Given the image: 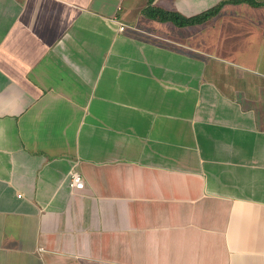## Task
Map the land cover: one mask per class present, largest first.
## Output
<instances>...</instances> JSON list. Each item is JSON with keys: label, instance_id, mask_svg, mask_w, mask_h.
Segmentation results:
<instances>
[{"label": "crops", "instance_id": "crops-1", "mask_svg": "<svg viewBox=\"0 0 264 264\" xmlns=\"http://www.w3.org/2000/svg\"><path fill=\"white\" fill-rule=\"evenodd\" d=\"M147 4L0 0V264H264V3Z\"/></svg>", "mask_w": 264, "mask_h": 264}, {"label": "trees", "instance_id": "trees-1", "mask_svg": "<svg viewBox=\"0 0 264 264\" xmlns=\"http://www.w3.org/2000/svg\"><path fill=\"white\" fill-rule=\"evenodd\" d=\"M153 0H148L147 6L143 9V14L151 19L160 21V22H171L172 24L183 27L188 25L194 24H201L208 20L210 17L215 15L223 4L225 3H239V2H247L251 5L257 6L264 2H258L256 0H222L217 5L213 6L212 8L198 13L193 16H183L182 14L174 11H168L156 6L151 5Z\"/></svg>", "mask_w": 264, "mask_h": 264}, {"label": "rangeland", "instance_id": "rangeland-1", "mask_svg": "<svg viewBox=\"0 0 264 264\" xmlns=\"http://www.w3.org/2000/svg\"><path fill=\"white\" fill-rule=\"evenodd\" d=\"M236 5H239V8H241L242 6H244V8H246L249 12H247V14H246V19H248L249 21H248V25H251L252 23H253V27H255L256 25V23L258 22V21H260V22H262V20H260L261 19V17H262V15L260 14V13H263V11H259V10H257V9H255V8H253V9H251V6H249V5H247V4H245V3H242V4H236ZM236 5H231L228 9L230 10V9H233V12H236ZM256 13H258V14H260V15H255ZM253 15V16H252ZM209 26V23H207V24H204L203 25V27L200 29V31L198 32L199 33V35L201 36H199V38L198 39H201L202 40V42H200V44L198 43V45H201V44H203L204 42H205V40L207 39L206 38V34H207V30H209V29H212V27L210 26V27H208ZM143 27L145 28V29H147L148 31H150L149 29H150V27H148V26H146V25H143ZM262 27H264V25H262ZM144 28H142V29H144ZM256 28H257V26H256ZM202 46V45H201Z\"/></svg>", "mask_w": 264, "mask_h": 264}, {"label": "built area", "instance_id": "built-area-1", "mask_svg": "<svg viewBox=\"0 0 264 264\" xmlns=\"http://www.w3.org/2000/svg\"><path fill=\"white\" fill-rule=\"evenodd\" d=\"M124 28H125V24L119 23L118 30L123 31ZM68 185L72 189H82L84 186V181L82 179V175L76 168H72L69 171Z\"/></svg>", "mask_w": 264, "mask_h": 264}]
</instances>
